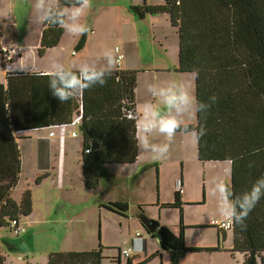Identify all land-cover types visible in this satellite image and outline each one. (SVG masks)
<instances>
[{
	"label": "trees",
	"instance_id": "obj_1",
	"mask_svg": "<svg viewBox=\"0 0 264 264\" xmlns=\"http://www.w3.org/2000/svg\"><path fill=\"white\" fill-rule=\"evenodd\" d=\"M64 2L59 0L61 5ZM132 11L138 18L146 13L169 15L179 38L175 70L195 75L197 101L206 102L212 95L217 97V102L206 113L197 111L196 122L188 124L189 132H196L197 158L230 161L227 184L234 195L250 190L255 180L264 175V0H164L160 4L144 2L133 6ZM63 32L59 27L44 24L39 53L57 45ZM87 35L79 36L76 51L84 48ZM106 79L104 86H93L83 95L60 103L49 91L48 77L43 72L30 73L26 114L21 125H15L17 135H25L27 130L70 123L81 108L77 130L82 138V175L87 189L99 186L100 165L132 163L139 155L134 138L135 121L127 116L128 109L135 111L137 71L116 68ZM7 96L11 106L12 92L8 90ZM200 128L205 132L202 136L198 134ZM91 140L97 144L96 149L91 147ZM48 176V173L37 176L34 184ZM181 180L174 191V200L158 203L160 208L179 210L178 231L157 224L155 232H148L157 236L160 248L174 261L172 264L187 252L205 248L186 244L188 226L183 221ZM101 206L122 215L129 210L126 201ZM137 209V214H143L142 204H138ZM31 212L32 196L27 188L18 202L5 198L0 203V226L6 224L3 219L6 214L20 218ZM244 225L242 228L231 224L227 229L215 226L219 232L231 230V252L244 253L243 264H264V197L250 211ZM102 250L99 245L90 250L50 252L46 264H101ZM155 254L157 252L138 263L128 258L126 264H145ZM256 255L260 256L259 262ZM119 258L120 255L118 264ZM0 264H3L1 256Z\"/></svg>",
	"mask_w": 264,
	"mask_h": 264
},
{
	"label": "rangeland",
	"instance_id": "obj_2",
	"mask_svg": "<svg viewBox=\"0 0 264 264\" xmlns=\"http://www.w3.org/2000/svg\"><path fill=\"white\" fill-rule=\"evenodd\" d=\"M13 1L17 3H13L17 6L16 13L22 11L28 13V10H26V8H28L26 3H31V1L34 2L35 0ZM144 2L149 4V0H92V7L90 8H94L95 4L104 5H102L98 11L93 10L91 14L88 13L90 8L87 9L83 14L84 17L82 18V23L86 25L88 24L89 26V31L87 33L88 36L91 31H94L92 37L98 38L100 36L99 32L101 31L102 38L100 41H93L90 48L86 47V49L83 48L76 51L75 47L80 35H71L64 31V34L57 45H60L61 47L62 45L66 46V53H69L66 58L65 66H71L74 63L79 65L84 62H95L98 66H102L105 63L102 58V53L105 49L113 50L115 56H117L115 46H118L119 49L124 52V41L113 35L108 36L107 34L110 32L115 33L117 25L119 23L121 25L122 16L129 15L128 11H132L133 6L142 5ZM153 3L157 4L159 2L158 0H153ZM90 19L95 22V30H92L89 23ZM116 20L119 21L118 24H116ZM127 22H129V19H127ZM171 28L172 32L169 33L168 46L165 52L168 57L174 55L177 58L176 61H178V33L174 26ZM20 29L21 28H17V30ZM10 36L19 44H23V41L15 35L11 34ZM21 36L22 34L19 35V37ZM26 44H28V38ZM46 51L40 55L38 50H27V53L23 58L26 66H39L38 63L44 59ZM131 51L134 53L137 52L142 58H144V60L148 58L150 59L153 56L152 49L144 42L140 44L135 42L132 45ZM49 57L50 56L42 60V64H47L50 59ZM124 60L125 59H123L122 63ZM166 68L170 67L167 66ZM171 72L172 71L165 73L159 71L160 74L165 75H169ZM188 75H190L189 77L191 79L190 85L187 80H185L188 76H180L175 80L184 82L189 87L191 93L193 91L194 94L195 77L191 73ZM140 77L143 76L140 75L139 78ZM20 79L21 80H17L14 83L11 81L9 83V88H13L9 89V92H12V100L11 106H8L4 115L7 126L11 124L14 128H16L17 124L21 125V119L25 116L27 109L26 101L28 96V84L25 76ZM16 115H18V121L16 120ZM194 121H196V112L190 120H186V123H194ZM49 129L53 132L60 130L57 127H49ZM29 131L32 133L35 132L34 130H27L26 132ZM38 132L41 133L43 131ZM190 133L191 132L185 134L178 133L176 136L186 139L185 135L187 134L195 138V135ZM195 141L197 142L196 138ZM28 143V148L26 146L24 147V144H22L23 155L26 157L22 158L21 183L26 176H33L36 170L35 167L37 163L34 154L36 139L29 140ZM69 143L70 140H68V142L66 141L67 147L70 146ZM180 144L181 142L176 141L175 147L170 152V157H166L162 162H156L157 165L160 164L161 172L159 171V168L157 171L155 170L154 163H149L152 160H144L150 158V153L141 151H139V159L135 162L101 165L100 183L95 189H86L84 187L81 164H77L74 155L72 157L73 164L69 165L63 171L57 170V160H53V158L50 157L48 159L50 162L49 166L41 167V169H39L42 171L39 173L40 175L45 172L48 173L49 176L44 178L38 185L31 182V189L35 198L36 221H34L33 224L30 222L28 225L20 223L22 234L19 237H17L18 235H16L13 229H11L12 227L10 228L9 224L0 228V232L7 233L6 235H9V238L7 239L16 246V249L11 250L5 244L9 258L4 259V263L46 264L50 252L59 250H90L92 248H99V245L103 247L102 254L104 256L101 264H118V255L121 256L120 264H126V259L131 256L136 260L139 258L138 256L141 257L149 253L147 255L148 257L154 252H157V254L149 257L145 264L174 263L169 254L161 250L157 236L149 234L145 230L141 218L137 214V205L142 204V209L144 210L143 213L149 218L154 219L159 224L163 221H172V223L168 224H170L171 228L176 229V226H172L178 225L179 210L163 206L160 211L158 202L168 203L174 200V190L179 184L181 178L183 181L181 186H183L185 190V193L182 194L183 221H185L187 225H203L206 220L211 218L226 220L217 212V201L212 195L211 188L214 177L222 178L226 183H229L231 173V163L228 160H212L206 162L199 160L197 156H195V158H186L184 161H180L174 157ZM145 164L152 165L154 168L149 174L145 171L140 172V168ZM104 165L111 169L120 167L123 170L115 171V175L104 176L102 168ZM159 185L161 188V199L163 201H159ZM102 191L105 192L106 197L108 198H123V200L129 205L128 212L122 215L118 212L102 207L99 203L100 199H98ZM17 193L18 192L16 191L15 194ZM19 217L20 220L31 221L32 219L31 217L24 218V215H20ZM67 221L70 222L67 223ZM215 229L198 231L186 229L185 238L187 234L190 242H199V244H203V242H215V236H217V231ZM138 233L150 243L148 245L143 244L141 252L131 253L127 258L123 254V251L131 247L132 241L135 238L140 237ZM220 233L221 234H218V236L220 237L221 246L229 244L231 240V230H225V235L223 232ZM222 234L224 236H222ZM151 250L153 251L151 252ZM223 252H225L222 253L223 258L216 260L214 262L215 264H224L227 260V256L232 258L233 252H231V247L223 249ZM233 254L235 255L234 262H236V264H243L245 258L244 253L235 252ZM17 256L24 258L23 263L11 260L13 257ZM259 257L260 256L256 255V262H259ZM182 259L184 258L180 257L176 262H179ZM181 264L184 263L181 262Z\"/></svg>",
	"mask_w": 264,
	"mask_h": 264
},
{
	"label": "crops",
	"instance_id": "obj_3",
	"mask_svg": "<svg viewBox=\"0 0 264 264\" xmlns=\"http://www.w3.org/2000/svg\"><path fill=\"white\" fill-rule=\"evenodd\" d=\"M158 2L159 3L157 4H160V3H163L164 1L158 0ZM13 3H15L13 0L0 1V44L17 46V50L14 54V68L16 72L23 73V74L12 76L10 81L14 83L17 80H21L20 78L25 76L27 84H28V89H29V74L30 73L46 72L49 67L50 62L53 59H59L65 65L66 58L69 53H66V46L62 45L61 47L60 45H57V46L55 45L54 47L48 48L47 50L52 49V48L53 49L50 51H46V53L44 54L45 55L44 59L50 56L49 62L47 64L45 65L42 64L43 62L42 60H44L42 59L38 63L39 66H33V67L26 66L23 58L25 54L27 53V50L37 51L40 48V43H41L40 35L42 34L41 30H43L44 24L37 23L35 21V16H36V12L34 9L35 1L34 2L31 1V3H26L28 7L26 8V10H28V13H26L25 11L16 13L17 6L15 4L17 3L15 4ZM149 4H154L153 0H149ZM102 5L104 4H95L94 5L95 7L90 8L88 13L91 14L93 10L95 11L100 10ZM128 14L129 15L122 16L121 25L120 23L118 24L119 21L116 20V24L118 25H117V30L115 33L110 32L106 34L108 36L113 35L116 38L124 41L125 49L123 53L125 54H124L123 59L125 60L123 63L121 62L120 68L121 69H133L137 71V81H136L135 98H134L135 110H136V107L138 105L142 104L143 102L147 100L152 99L146 92L147 83L164 82L167 80H175L179 78L180 76H185V77L188 76L185 78V80H187V82L190 85L191 79L189 77L190 75H188L190 74V72H178L175 70V67H177L178 65V61H176L177 58L174 55L171 57H168L166 55L165 50L168 46L167 44L168 36H169V33L172 32L171 27H173V25L170 22L169 15L167 13H146L142 18H138L133 11H128ZM83 17L84 16L82 15L80 18L81 23H82ZM127 19H129V22H127ZM89 23L92 27V30H95L96 29L95 22L91 21L90 19ZM17 28H21V29L17 30ZM92 33H94V31L93 32L91 31L89 36L87 35V40H86L84 49H86V47L90 48L91 43L93 41L101 40L102 38L101 31L99 32L100 36L98 38L92 37ZM11 34L21 39L23 41V44L21 45L18 42H16L13 39V37L10 36ZM21 34L22 36L19 37V35ZM27 38H28V44H26ZM73 42H74V39H73ZM135 42L138 44L142 42H144L145 44H148L149 47L153 51L152 58L150 59L148 58L144 60V58H142V56H140L137 52L134 53L133 51H131L132 45ZM14 43H17V44H14ZM178 45H179V40H178ZM1 62H2V57L0 55V64ZM73 65H77V64L74 63ZM71 66H65V67H71ZM167 66H169L170 68H166ZM116 68H118V66H116ZM159 71H162L165 73L169 71H172V72L169 75H165V74H160ZM140 75L143 77L139 78ZM5 77H6L5 73L0 68V83L5 82ZM9 83L7 85L8 90L12 88V87L9 88ZM192 95L195 96V93L193 94V91H192ZM27 99H28V96H27ZM26 104H27V101H26ZM8 106L9 104H8L7 99L6 101L0 102V203L3 202L5 198H10L14 200L15 202H18L21 198L23 191L27 188L30 189L31 196H32V212L29 215H24V218L31 217L32 218L31 221L22 220V219L20 220V218H16V217L11 218L8 214L3 216L4 221H6V224L8 222V224L10 225V221H12L13 219H16L18 221L17 226L19 227V230H18V233L17 234L15 233V234L18 235L17 237H19L22 234V230L20 229V223H22L23 225H28L30 222L31 224H33L34 221H36L35 219L36 208H35V201H34L35 198H34V194L31 189V185H32L31 182L34 183V179L37 177V175L38 176L40 175L39 174L40 172H42L39 169H41V167L49 166L50 162L48 161V159L52 157L53 160L54 159L57 160V165H58L57 170L63 171L69 165L73 164V161H72L73 155L75 156V160L77 161V164H81V169H82L83 147H82L81 136L79 134L77 136H72L71 131L74 130L75 128L70 129V127H68L66 131H61V130L55 131L52 135H51V131L49 127L34 130L35 131L34 133H32L31 131L26 132V134L23 136L16 135L14 131H10L9 125L7 126L5 122L4 115L8 109ZM134 113L136 115L135 111ZM188 124H191V123H188ZM38 131H43V132L40 133ZM178 133L185 134L186 132L178 131L177 134ZM185 136H186V139H183L180 136L175 135L174 139L170 142L169 151L165 157L153 160L152 155L150 154V158L144 159V160L145 161L152 160L149 163H154L155 170L157 166V169L159 168V171L161 172V166L160 164L157 165L156 162L158 161L162 162L166 157H170V152L175 147L176 141L181 142V144L176 150V153L174 156L175 158L179 159L180 161H184L186 158H189V159L195 158V156H197V148H196L197 142L195 141L196 135H195V138L187 134ZM33 139H36L35 149H34V154L36 157L35 161L37 163L35 167L36 170L33 176H26L21 183L22 158L26 157L25 155H23L22 144H24L23 145L24 147L26 146L28 148L29 140H33ZM68 140H70L69 147H67L66 145V141L68 142ZM155 141L158 143H164L166 142V138L163 136L157 135L155 137ZM24 142H27V143H24ZM139 157L140 156H138L137 160L139 159ZM102 168H103L104 176L115 175L116 173L115 171L123 170L120 167L111 169L105 165L102 166ZM153 169L154 168L152 167V165L145 164L144 166L140 168V172L145 171L147 174H149L150 171L151 172L153 171ZM1 171H2V174H1ZM35 185H38V184H35ZM178 185L175 187V189H177ZM119 189L121 190L120 187ZM180 190H181V200L183 202L182 194L185 193L183 186H181ZM16 191L18 192L17 194H15ZM159 191H160L159 201H163L161 199L160 185H159ZM98 199H100L99 200L100 205H102L103 202L108 203V202H115V201H124L123 198H108L106 197V194L103 191L100 193ZM158 207L161 211V208L159 205ZM48 213H49V209H48ZM213 219H217V218L208 219L205 221L203 225H198V224H188L187 225L185 221L184 223L185 225L188 226L187 228L188 230L198 231V230H204V229H215L216 226L214 223H212ZM217 220H220V219H217ZM69 222L70 221H67V223ZM168 223H172V221L171 222L169 221L161 222V224L167 225L173 232L178 231V225L172 226V227L176 226V229H175V228H171L170 224ZM4 225L0 226V228L3 227ZM215 230L217 231V236H215V242L214 241L213 242H203V244H199V242H190L188 235L186 234V244L187 245L195 246V247H205V248L204 250H201V251L187 252L185 255L182 256L184 259L177 262L176 264H181V262H183L184 264H215L214 262L216 260L223 258L222 253H225L223 252V249L230 248V247L232 248V233H231L230 243L224 244V246H221L220 237L218 236V234H221V233L217 230V228ZM6 234L7 233L5 232H0V256L2 257L3 264H10L11 262L4 263V259L9 258L8 251L5 248V244L11 250L16 249V246L12 244L9 239H7L9 238V235H6ZM138 235L143 240V244L148 245L150 243L146 238H143L140 235V233H138ZM224 235H225V232H224ZM67 240H71V239H67ZM210 247H214L218 249L217 250H207L206 249ZM92 249H95V248H92ZM153 250H151V252ZM161 250L165 251L163 249ZM233 253H232L233 255L232 258H230L229 256L226 257L227 260L224 262V264H236V262H234L235 255ZM148 254L149 253L141 257L138 256L139 258H137L136 260H134L135 258L131 256L130 260L132 263H138V262L144 261ZM23 259H24L23 257L17 256V257H13L11 260L15 262L23 263Z\"/></svg>",
	"mask_w": 264,
	"mask_h": 264
},
{
	"label": "clouds",
	"instance_id": "obj_4",
	"mask_svg": "<svg viewBox=\"0 0 264 264\" xmlns=\"http://www.w3.org/2000/svg\"><path fill=\"white\" fill-rule=\"evenodd\" d=\"M92 5V0H65L61 5L59 0H35V21L53 27H59L71 35H85L89 28L80 22L81 16ZM105 63L98 66L95 62L80 63L71 67L59 59H53L43 75L48 77V88L51 94L60 102L83 95L84 91L99 85L104 86L107 77L112 75L119 61L111 49L102 53ZM146 92L152 98L136 107L135 141L139 151L150 153L153 159H160L167 155L170 142L178 131L189 133L190 120L194 113L207 112L216 102L212 95L208 101H197L189 87L182 81L167 80L164 82H150L146 84ZM190 134L196 135L195 130ZM200 136L204 129L200 128ZM163 136L166 142L158 143L155 137ZM212 195L217 201V212L231 224L245 226L244 221L250 211L264 197V175L252 184L250 190L234 195L225 180L214 177L212 180ZM143 240L140 237L132 241L126 253L142 251Z\"/></svg>",
	"mask_w": 264,
	"mask_h": 264
},
{
	"label": "built area",
	"instance_id": "obj_5",
	"mask_svg": "<svg viewBox=\"0 0 264 264\" xmlns=\"http://www.w3.org/2000/svg\"><path fill=\"white\" fill-rule=\"evenodd\" d=\"M17 50V46L16 45H6V44H0V55L2 57V62L0 64V68L2 69V71L5 73L6 77H5V82L4 83H0V102L2 101H6L7 99V91H8V83L10 82V79L12 76L14 75H19V74H23V73H18L15 71L14 68V54ZM115 52H117V59L120 63V61L122 60L123 55L121 53H119L118 51L115 50ZM118 63V64H119ZM135 115V113L133 112L132 109H128L127 110V116L130 118H133ZM80 120L81 117L80 116H76L73 119V123L74 125L77 127L80 124ZM49 127H57L59 128L61 131H66L67 129V125L65 124H61V125H52ZM9 129L11 131H14L15 134L17 135V130H15V128L13 127V125H9ZM78 129V128H77ZM21 132H24V129H22ZM54 132L51 131V135ZM72 135L75 136L77 135L76 132H72ZM87 152H89L90 150L87 149ZM212 223H214L215 225L221 227V228H229L231 226V223L228 222L227 220H217V219H213ZM18 225V221L16 219H13L12 221H10V226L12 227L13 231L17 234L19 227ZM123 254L125 255V257H129L130 254L126 253V249L123 251Z\"/></svg>",
	"mask_w": 264,
	"mask_h": 264
},
{
	"label": "water",
	"instance_id": "obj_6",
	"mask_svg": "<svg viewBox=\"0 0 264 264\" xmlns=\"http://www.w3.org/2000/svg\"><path fill=\"white\" fill-rule=\"evenodd\" d=\"M91 147L93 149L97 148V144L95 143L94 140H91ZM138 216L141 218L142 225L145 227L146 231L151 232V233L156 231V229L158 228L157 224H159L157 221L149 218L144 213L138 214Z\"/></svg>",
	"mask_w": 264,
	"mask_h": 264
},
{
	"label": "bare ground",
	"instance_id": "obj_7",
	"mask_svg": "<svg viewBox=\"0 0 264 264\" xmlns=\"http://www.w3.org/2000/svg\"><path fill=\"white\" fill-rule=\"evenodd\" d=\"M115 50L116 51H118L119 53H121L122 55H123V57H122V59L124 58V53H123V51H121L120 49H119V47L118 46H116L115 47ZM121 62H122V60L120 61V63L117 65L118 66V68H120V66H121ZM76 116H82V110H81V108H79V110L77 111V113L75 114V116L74 117H76ZM135 116V115H134ZM74 117L71 119V121H70V123H64L65 125H67V128L68 127H70V129H74V130H72L71 131V135H72V132H76L77 133V135L79 134L78 132H77V128H78V126L76 127L75 125H74V123H73V119H74ZM196 122V121H195ZM194 122V123H195ZM77 135H75V136H77ZM73 136V135H72Z\"/></svg>",
	"mask_w": 264,
	"mask_h": 264
}]
</instances>
